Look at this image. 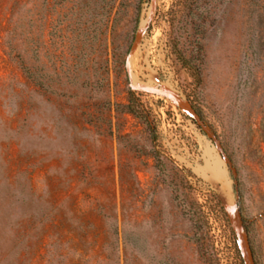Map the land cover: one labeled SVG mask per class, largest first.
Returning <instances> with one entry per match:
<instances>
[{
	"label": "rangeland",
	"instance_id": "obj_1",
	"mask_svg": "<svg viewBox=\"0 0 264 264\" xmlns=\"http://www.w3.org/2000/svg\"><path fill=\"white\" fill-rule=\"evenodd\" d=\"M235 241L264 264V0H0V264H244Z\"/></svg>",
	"mask_w": 264,
	"mask_h": 264
},
{
	"label": "trees",
	"instance_id": "obj_2",
	"mask_svg": "<svg viewBox=\"0 0 264 264\" xmlns=\"http://www.w3.org/2000/svg\"><path fill=\"white\" fill-rule=\"evenodd\" d=\"M28 74L30 75V77H33V73L30 72V70L28 69ZM128 108L131 110V112L133 114H135L138 118L142 119L147 125L149 128H151L148 124V121H146L145 117L142 115V113H140L138 110L134 109L133 107V102H132V99L130 101V104L128 106ZM151 132H152V138L155 140V135H154V131L153 129H150ZM157 162H158V166L163 167L162 163H161V160L160 158L157 156ZM163 174L165 176H168V173L166 172V170L163 169ZM183 185V181H171L170 182V186L173 188V190L175 192H180V189L183 188L182 187ZM178 197L182 198V206H183V211H184V215L188 216L189 219L194 222L195 226L196 227H201L203 222H202V217L201 216H198L197 212L193 209V207L190 205V203H187V199L185 197L184 194H180L178 195ZM208 201L210 203V205L212 206V208L214 210L218 209L219 212L224 216L226 217V213H225V210L224 208L222 207V204L220 202V200L218 199V197H216V195L213 193L212 195H209L208 197ZM240 216H241V220H242V224H243V228H244V231L246 232L247 235L250 234L249 232V229H248V226L246 225V222H245V219H244V216H243V213H242V209L240 208ZM199 231V230H198ZM198 237H196V239H199L200 235H197ZM236 248L238 249V252H240V255H241V259L243 261V263L245 264V260H244V257L241 253V250L238 246V242L235 241L234 242ZM168 259L163 257L160 259V261L158 262V264H168Z\"/></svg>",
	"mask_w": 264,
	"mask_h": 264
},
{
	"label": "bare ground",
	"instance_id": "obj_3",
	"mask_svg": "<svg viewBox=\"0 0 264 264\" xmlns=\"http://www.w3.org/2000/svg\"><path fill=\"white\" fill-rule=\"evenodd\" d=\"M211 156H212V154H211ZM207 160H208V158H207ZM212 161H214V160H212ZM210 170H211L214 178L217 180V182L220 185V188H221V191L224 195V199L226 201V205L228 207V210L232 214L235 213V205H234L233 195H232V191H231V186H230V182L227 179L226 171L223 168L222 160L221 161H219V160L214 161L213 163H211ZM245 254L248 256V251H247L246 245H245Z\"/></svg>",
	"mask_w": 264,
	"mask_h": 264
},
{
	"label": "water",
	"instance_id": "obj_4",
	"mask_svg": "<svg viewBox=\"0 0 264 264\" xmlns=\"http://www.w3.org/2000/svg\"><path fill=\"white\" fill-rule=\"evenodd\" d=\"M190 117L205 131H207V127L205 126L204 122L202 121L201 117L194 111H191L190 113ZM222 154L224 153L222 150H221ZM226 160H227V163L228 165L231 166V161L226 157ZM234 176H236V174H234ZM247 247V251H248V256H249V259H250V262L251 264H254L253 263V256H252V251L250 249V245L247 243L246 245ZM243 255V254H242ZM244 257V256H243ZM245 260V258H244Z\"/></svg>",
	"mask_w": 264,
	"mask_h": 264
}]
</instances>
